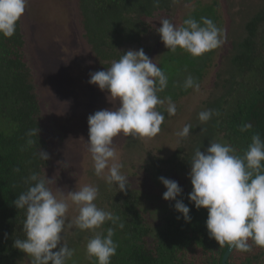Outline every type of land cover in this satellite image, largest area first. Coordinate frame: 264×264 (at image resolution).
I'll list each match as a JSON object with an SVG mask.
<instances>
[{
  "label": "trees",
  "instance_id": "16d2710c",
  "mask_svg": "<svg viewBox=\"0 0 264 264\" xmlns=\"http://www.w3.org/2000/svg\"><path fill=\"white\" fill-rule=\"evenodd\" d=\"M180 1L75 0L83 37L94 59L104 68L119 60L127 51L126 45L140 42L147 31L145 18L157 11H170ZM216 21L215 14L213 22L216 24ZM243 31L242 38L231 43L232 55L221 56L223 63L219 57L214 58L215 51L212 50L206 52L207 60L203 65L194 69L199 81L206 66L215 67V82L197 108L218 113L208 120L211 134L220 136L241 157L253 134L259 133L264 139V0L243 23ZM23 46L18 19L12 37L0 34V264H19L25 254L13 243L16 239L26 238L23 231L26 210L17 209L13 201L34 183L26 182L28 177L36 173L42 178L48 164V159L43 161L37 155L38 150H45V140L40 132L41 111ZM177 58L170 56L169 61L172 64ZM213 89H217L218 94L214 95ZM189 90L181 89L178 97H183ZM164 96L173 98V93L166 92ZM182 104V101L177 103L176 109L179 110ZM164 116L161 131L171 117L167 111ZM245 123H251L252 128L242 132L240 127ZM36 127L38 138L29 135ZM201 132L199 129L198 136ZM192 133L190 129L186 139H190ZM157 135L152 137L153 140H157ZM29 140H37V143L29 144ZM176 199H182L189 207L191 221H184L174 209L175 201L172 200L161 216L159 227L153 228L146 213L140 210L144 202L142 196L131 188L130 183L124 191L111 184L101 197L99 208L105 207L118 216L117 224L123 223L124 227L119 228L111 221L101 226V232L105 234L108 228L114 229L113 241L118 247L110 264H221L227 246H219L209 236L205 224L207 209L195 208L188 196ZM249 243L252 249L248 252L232 248L226 264H264V248L255 246L252 241ZM89 263L97 264L96 258L92 257Z\"/></svg>",
  "mask_w": 264,
  "mask_h": 264
},
{
  "label": "rangeland",
  "instance_id": "374dc122",
  "mask_svg": "<svg viewBox=\"0 0 264 264\" xmlns=\"http://www.w3.org/2000/svg\"><path fill=\"white\" fill-rule=\"evenodd\" d=\"M260 2L261 0H181L170 11H157L145 18L147 31L140 42L125 47L127 50L142 48L153 59V63L161 65L159 67L167 75V87L157 93L164 101L156 106L158 111L165 114L168 106V99L164 96L166 92L173 93L171 101L175 106L180 101L183 103L177 109L178 112L176 110V115L167 119L157 140L125 136L123 133L113 139L116 160H110L109 167L114 162L123 165L121 173L127 177L131 188L142 196L144 202L140 210L146 213L153 228L159 227L163 212L171 204V201L162 198L166 188L158 177L177 181L182 188L181 196L186 197L192 191L188 173L195 150L199 148L204 152L210 143H227L220 136L211 134L208 121L201 122L198 118L201 110L197 107L201 105V100L207 98L208 90L215 82V67L206 66L202 80L198 81L199 76L194 69L207 60L206 53L193 57L179 48L172 52L164 46L156 28L160 27L163 19H169L179 26L183 20L191 17L202 24V17L213 21L216 14L217 27L223 30L225 39L220 47L214 49L213 56L221 60L223 55V58L225 55H232L231 43L242 38L243 23ZM19 25L24 40L25 61L30 68L41 111L39 122L40 132L45 140L44 151L50 157L43 169L42 178L50 179L47 185L50 190L54 194H63L65 198L69 191L78 190L84 185L96 186L99 192L95 204L99 208L100 199L108 192L111 184L106 183L104 178L108 174L107 168L102 175L95 174L92 154L88 150L87 117L101 109H115L119 106V101L113 100L106 90L101 91L96 85L89 84L88 80L91 72L107 69L114 62L104 68L92 56L83 37L75 0H28L25 12L19 18ZM170 56L184 59L177 58L171 64ZM218 63L217 60L216 66ZM188 75L199 84V90L187 88L190 90L183 97H178L180 90H185L183 85ZM215 93L218 94L217 89H213V94ZM186 124L192 126L190 139L177 135ZM199 129L202 132L198 136ZM180 148V152L176 154V150ZM178 162L182 164L181 167ZM68 203L61 243L74 249V255L66 264H90L92 257L88 256L86 245L94 231L69 226L79 212L76 205L71 201ZM101 209L108 211L105 207ZM95 231L102 230L100 228ZM19 264H32V259L25 253L19 259Z\"/></svg>",
  "mask_w": 264,
  "mask_h": 264
},
{
  "label": "clouds",
  "instance_id": "9594fccd",
  "mask_svg": "<svg viewBox=\"0 0 264 264\" xmlns=\"http://www.w3.org/2000/svg\"><path fill=\"white\" fill-rule=\"evenodd\" d=\"M27 2L0 0V34L4 37L10 38L15 34L17 21L25 12ZM201 21L202 24L189 17L177 26L169 19H163L156 32L168 50L175 52L179 48L193 57H199L220 47L225 39L223 30L210 18L202 17ZM88 83L96 85L101 91L106 90L113 100L119 101L115 109H101L87 117V142L95 174L100 176L107 168L108 174L104 177L106 183H114L120 191H124L128 181L121 173L123 165L114 162L109 167V161L116 160L113 139L121 133L152 138L161 131L165 116L156 106L164 101L157 93L167 87L168 77L141 48L129 49L109 68L91 72ZM183 86L185 89L199 90V84L191 75L185 78ZM176 110L169 97L168 115H175ZM214 114L218 115L209 109L201 111L198 118L201 122H207ZM251 128V123H245L240 131ZM190 129L192 126L186 124L177 135L186 138L190 135ZM38 132L36 127L29 135L38 138ZM28 143L34 144L37 140H29ZM37 155L43 161L50 158L43 150H38ZM188 176L192 185L188 199L195 208L207 209L206 228L219 246L226 245L248 252L252 249L249 241H252L255 246L264 248V139L259 133L252 135L251 143L242 157L227 143H210L204 152L196 149ZM158 179L166 188L162 198L174 200V209L185 222H190L189 207L182 199H176L182 194L181 186L177 181L163 176ZM28 181L34 183L13 201L17 209L26 210L23 222L26 238L14 240V247L29 255L32 264H66L74 255V249L61 243L68 201H71L77 206L79 214L69 226L94 231L86 245L87 254L95 257L97 264H110L118 247L113 241L114 229L108 228L106 234L95 230L107 221L117 224L119 217L97 207L95 200L99 189L84 185L78 190L69 191L65 198L63 194H54L50 190L47 186L50 179L38 178L33 173ZM117 226L124 227L123 223Z\"/></svg>",
  "mask_w": 264,
  "mask_h": 264
},
{
  "label": "water",
  "instance_id": "95a60500",
  "mask_svg": "<svg viewBox=\"0 0 264 264\" xmlns=\"http://www.w3.org/2000/svg\"><path fill=\"white\" fill-rule=\"evenodd\" d=\"M232 248L226 247L222 257H221V264H226V260L228 258L229 253L231 252Z\"/></svg>",
  "mask_w": 264,
  "mask_h": 264
}]
</instances>
